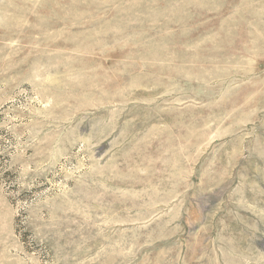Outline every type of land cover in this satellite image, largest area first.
Masks as SVG:
<instances>
[{"label": "rangeland", "instance_id": "374dc122", "mask_svg": "<svg viewBox=\"0 0 264 264\" xmlns=\"http://www.w3.org/2000/svg\"><path fill=\"white\" fill-rule=\"evenodd\" d=\"M0 264H264V0H0Z\"/></svg>", "mask_w": 264, "mask_h": 264}]
</instances>
